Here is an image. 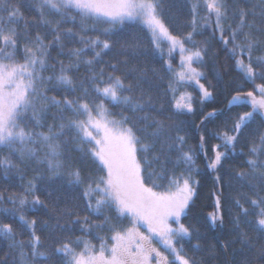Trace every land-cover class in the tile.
<instances>
[{"label":"trees","instance_id":"trees-1","mask_svg":"<svg viewBox=\"0 0 264 264\" xmlns=\"http://www.w3.org/2000/svg\"><path fill=\"white\" fill-rule=\"evenodd\" d=\"M151 1L200 52L208 97L177 80L168 61L177 53L135 19L0 0V60L22 64L36 46L44 54L36 103L17 118L28 136L0 144V264H71L68 248L111 242L132 226L82 131V106L99 102L136 134L144 184L163 193L194 186L175 235L192 264H264V116L235 99L264 88V0H219L220 13L204 0ZM109 85L123 100L105 96ZM185 89L190 110L176 106Z\"/></svg>","mask_w":264,"mask_h":264},{"label":"rangeland","instance_id":"rangeland-1","mask_svg":"<svg viewBox=\"0 0 264 264\" xmlns=\"http://www.w3.org/2000/svg\"><path fill=\"white\" fill-rule=\"evenodd\" d=\"M50 1H59L114 21L135 19L143 23L151 29L156 42L165 41L168 49L177 53L176 64L168 59L177 80L183 86L192 83L204 97L209 96L210 92L200 78L201 70L194 63L200 59V52L189 51L185 47L182 37L172 33L159 17L151 0ZM204 2L211 10L219 12V0ZM42 49V46L29 49L22 64L0 60V144L12 139L21 141L28 136L17 118L36 103L32 95L33 84L44 60V54L36 53ZM101 90L111 100H123L115 86H105ZM263 94L264 88L258 85L252 92L237 95L235 99L250 101L254 109L264 116ZM191 97L187 89L181 91L176 98V106L190 110ZM82 111V117L85 115L83 134L93 142L95 156L107 171L105 192L114 206L130 216L133 222L126 231L116 233L111 242L97 246L86 244L81 251L68 248L71 264H192L176 245L175 235L185 231L181 216L193 199L194 186L184 181L173 191L163 193L144 184L142 164L137 156L138 138L134 131L111 116L103 102L85 104ZM216 211H220L218 200Z\"/></svg>","mask_w":264,"mask_h":264}]
</instances>
